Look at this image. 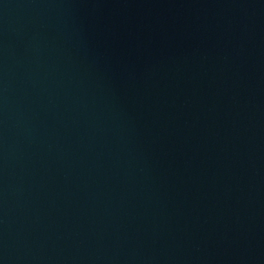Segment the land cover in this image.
Returning <instances> with one entry per match:
<instances>
[{"label":"water","instance_id":"95a60500","mask_svg":"<svg viewBox=\"0 0 264 264\" xmlns=\"http://www.w3.org/2000/svg\"><path fill=\"white\" fill-rule=\"evenodd\" d=\"M0 264H264V0H0Z\"/></svg>","mask_w":264,"mask_h":264}]
</instances>
